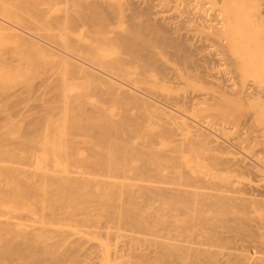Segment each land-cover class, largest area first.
<instances>
[{"label": "bare ground", "instance_id": "6f19581e", "mask_svg": "<svg viewBox=\"0 0 264 264\" xmlns=\"http://www.w3.org/2000/svg\"><path fill=\"white\" fill-rule=\"evenodd\" d=\"M99 1H96L97 3L92 2L91 4L89 2V4L81 2L82 4L80 5L79 2V6L74 2L77 5V7L74 8H77L78 11L73 8L71 9L72 6H68L69 8H66L68 13L65 10L68 15L64 14L66 15L65 18L70 16L69 14L72 12L73 15L71 14V16L73 19L70 18L68 21L71 19L74 21L79 18L78 20L81 19L87 23L90 22L92 25L95 24V26L99 25L100 27H104L107 23H110V8H107L106 6L110 4L106 3L105 5V2L101 4ZM114 4L111 6L116 8ZM127 4V7L129 6V9L132 11H130L131 15L133 13L134 17L128 15L131 17L128 22L129 26L127 25L128 28L126 30H123V28L122 32L118 31L119 33L115 34V38L119 42V48H121L122 45L124 48L122 51L125 50L127 55L122 57H126L125 59L127 60L120 58L118 59V62L116 61V63L115 61L111 62L113 66L116 64L115 67L111 66L113 70H108L106 68H104L105 70L98 69L103 66L102 64L99 65L100 62L98 65L101 67L98 66V68H96L94 64L88 63V60L93 57V55H91L94 52L93 50H91L92 53L90 51L91 54H89V56L91 55L92 57L87 59L86 62L83 61L84 58L81 60L78 59L80 57L77 58L76 55H73L76 54L74 53L76 50L68 53L67 51H64L65 49L62 50L64 48L63 45L61 46L62 48H60V44L52 47V44L49 45L48 42H43V44L42 42L39 43V41L36 42L37 39L35 41V37L32 36V34L30 35L32 37H30L28 33H26V30H20L21 27L18 29L17 26L12 24L10 21H5V19V22H0V29L5 31V33H13L12 35H15V38H18V40L24 43L26 42L27 44H31L32 46L30 45L29 47L25 44L28 49L30 47H34L39 51H49V53L51 52L55 55L52 57H61V61L64 59L63 64L65 62L67 66L70 65V67H72L71 71L72 69L74 70L73 73L71 72L72 74L75 75V72H77L81 74L82 77H88L87 79L94 82L93 85L96 84L94 87L95 91H93L95 93L97 92L99 94L98 96L104 98V101L112 99V101L116 100L117 102V100L121 101L124 98L126 99L125 102H128V104L141 103V100L143 99L136 95L133 89H129L124 85L119 84V82L117 83V76L122 77L119 76L121 74L119 72L124 70V67L122 69L121 67L123 65L126 67V65H128L127 62L132 59V62L135 61V63H138L137 66H134L136 69H139L137 74L142 75L149 68L151 70L152 68H155V70L157 69L159 73L167 77L166 75H168L171 70L173 72V66H169L168 61V64L164 62V60L161 59L162 56H157L156 52L158 51H155V47L157 48V46H161V48H164V50L169 52V54L174 58L176 53V55L182 54L183 51H181V53L178 51L181 49L183 50L184 48L185 52H189V54L187 53L188 55L191 54L187 58L186 55H182L183 58H186L184 60L187 62L192 61L191 57L194 54H192L194 49L191 48L192 44L190 43L189 47L192 52L190 53L191 50L188 48L187 50L189 51H186V47H184L185 45L181 42V39H183L184 36L179 38L178 36L180 35L177 34V36L175 34V12L173 14L174 16L172 14H169V16L168 13H166L167 11H164L167 14L164 15L161 13L162 7H159L161 10H158L157 7L159 5H155L154 0H129ZM167 7L168 8L165 9H170L169 6ZM247 7L250 8L249 6ZM253 7L254 6H252V9H254ZM113 8L111 9L113 10ZM249 10L251 11V9ZM73 11L78 13V17L75 16L76 13ZM110 13L112 14V12ZM139 15H143L144 17L139 18ZM82 26L81 28H83ZM101 30L104 29L102 28L100 31ZM100 31H98V34H100ZM182 35L183 34H181V36ZM63 36L61 35V37ZM64 38L61 40L64 41ZM110 38L113 37L111 36ZM186 40L187 37H185L184 41ZM23 45L24 44H22V48ZM64 45L66 46V44ZM175 46L179 47V50H175ZM74 49L75 48H73V50ZM87 51H89V49ZM79 52L77 51V53ZM185 52L183 54H186ZM99 55L101 56V54ZM182 56L180 57L182 58ZM96 57H98V55ZM113 58L115 59V57ZM15 59L16 58H14V61ZM192 59H194V57ZM60 60H58V62H60ZM107 61H105V63ZM131 61L129 63H131ZM91 62H93V60ZM60 63L62 64V62ZM114 69L117 70V72ZM48 70L50 69L48 68ZM128 70H130L129 67ZM56 73H54V75H57ZM58 74L59 75L57 76L66 78V76L62 77L60 73ZM146 74L144 73L143 75L145 76ZM70 75L67 76L68 79L66 78L65 80H69V82H71L69 79ZM49 76L47 75V77ZM168 76V78L171 77V75ZM78 78L81 79L80 77ZM140 78L138 80H140ZM53 79L54 80L51 79V82L55 81L58 83L57 80L60 78L58 79L53 77ZM174 79L175 78L172 80ZM74 81L73 84L71 82L70 84H67L65 88L62 87L66 90L65 93L68 97L75 95L73 92L80 88L76 86V83L74 84ZM64 82L66 83V81ZM60 83L62 84V82ZM86 84H89V81ZM86 84L83 85L85 86ZM131 84L128 87H131ZM52 85H55V83L53 82ZM61 86H63V84ZM47 88L51 89L49 86ZM54 88L56 89V87ZM52 90L54 89L52 88ZM60 91L63 90L61 89ZM81 92L83 91L81 90ZM78 93L79 92H77L76 95H78ZM61 94H64V92H61ZM120 95L122 96V99L119 98ZM77 97L78 96L74 98ZM82 97L83 96L79 97L81 101ZM69 99L67 98L68 101ZM84 99V102L82 101L83 104L79 101L80 103H78V107L80 111H78L80 113H85V115H75V118L77 116L78 119H82L78 122L75 119L77 122H75V128L83 131L84 137L81 136V138H85L88 145L91 144L92 146H98V151H100L99 154H101L98 155L99 158L97 157L96 160L92 159L90 163L87 162V164H83V166L89 164L88 167L91 165V168H93V171L92 169L89 171V173L91 172V177H88L90 174H85V167L82 168L84 171H81L80 167V171H72L70 168L72 165L70 166L69 164L73 162L69 163L68 157H72L74 155L72 154L74 152L72 146L69 148V146L64 144L61 149L56 151L57 153H54L56 156L59 155L58 158L54 156L50 158L49 156L53 155V152H51L52 154L50 155L49 151L55 149H53L54 147L49 148V146H46L50 150L46 148L41 151L42 158L35 160L33 156H30L33 153L31 148L35 145L34 143H31V141H29L30 143H28V141L26 143L33 145L29 146L25 143L26 146L29 147L26 148L25 146H22V148L24 147L23 150L22 148L17 147V149L12 150H8L6 148L8 151H4L5 148H1L3 141L0 138V148L2 149H0V264H264V230L263 232L257 231V228L260 226V222H255L251 219L248 212V206L257 202V199L253 197V190L250 189V186H245L242 189L236 188L231 190L227 186L229 183L228 179L222 178L221 183H223L222 186L224 190H219V192L198 190V188L203 187V183L209 182V178L214 175L204 172L194 177L185 172H188L187 168L186 170L184 169L185 171H179L176 173L175 168L179 165L177 167L175 166V156H170L172 154L167 155L169 152L175 151V149L169 151L167 154H163L165 150L161 153L156 150H154V152L148 148L153 142L147 144L149 142L147 140V143H144L143 146V142L140 147L138 143V146L133 145L132 147L135 148L133 149L129 142L134 136L136 137L135 133L138 132L141 122H138L139 125L136 124L138 119L133 122V118L130 119L131 117L129 113H125V110L122 111L124 115L120 116L119 114H116V116L119 115V118H115L113 115L109 118L108 115L100 114L102 113V108L98 106V104H96V107H100L101 110H98L100 112L96 111L98 113L97 116H95V118L89 116L92 113V115L95 114V111L93 112V110H97V108L94 106L95 109H91L92 113L89 111L90 114H87V117L86 113L88 110L86 112L85 108L82 107V105L86 103V100ZM86 99L88 100V98ZM101 99L98 102H101ZM166 99L168 100L169 105L171 104V106H175V94L170 96L167 95ZM192 99L193 101L195 100L193 97ZM192 99L190 98V100ZM70 100H72V97ZM89 101L90 100H88V102ZM104 101L102 103H104ZM193 101L190 102L192 103ZM125 105H127V103ZM135 105L137 104H134V106ZM147 105H151V103L144 106ZM89 107H91V105H89ZM82 108L85 110H83L84 112L82 111ZM77 109H75L76 111H74V109L72 110L77 113ZM162 109L163 108H161L160 111ZM162 111V114L164 113V118L161 117L163 122L159 129H157L158 131H156L158 134L162 133L164 136H171L175 133V128L177 127L175 126V124H177L175 121L181 122V118L170 110ZM103 112H106L107 114V111ZM99 114L103 115L101 116L102 118ZM98 115L100 119H104L103 122L98 119ZM83 117L85 119H83ZM177 117L180 119L179 121ZM92 118L94 119L92 120ZM96 118L99 120H96L98 123H94ZM135 118H137V116H135ZM140 118L139 120H141ZM143 118L145 117H142V119ZM35 119L37 122L41 120L40 118V120H38L36 117L31 119L29 124L34 123ZM65 119L68 120L69 118ZM86 119H90V121L88 122ZM47 120L45 119V121ZM83 120L87 121L89 124L86 125V122ZM45 121L42 120L40 123L42 124V122ZM80 121H82V123ZM131 121L132 123H130ZM37 122H35L34 126L31 125V128L34 131L35 129H37L36 131L42 130L41 127L38 126L40 123ZM75 123L73 125H75ZM29 124L27 123V125ZM49 124L50 122H48L47 125ZM77 124L79 126H77ZM82 124L84 126H82ZM121 129H129V132L118 133L117 131ZM46 130L43 131H46L45 133H48V136L51 134H57L55 136H58L57 139L59 138V140H65L68 134H70L66 124L59 126L53 124V126L49 128L46 127ZM195 130L196 133L192 134L193 137L188 138V143L195 144L201 142L202 140H209L210 137L206 132L199 128H196ZM26 133L29 135L30 130ZM47 135L45 134V136ZM152 135L154 136V134ZM167 137L168 136L161 138L166 139ZM150 138L151 140H154L152 137ZM155 138L159 137L156 135ZM168 138L171 139L172 137ZM132 142L133 141H131V144ZM25 144L23 143L22 145ZM154 144H156L155 141L153 145ZM35 148L36 147H34V149ZM101 149L103 150L101 151ZM36 150L38 151V149H35L34 151ZM47 153L49 155H47ZM95 153H97V151ZM41 155L40 153L38 154L39 157ZM131 155L133 157L138 156L136 159L139 162L134 166L131 164L132 167L130 169L135 172L133 173L134 176H130L132 174L130 172L131 174L128 173L126 175V178L128 179V175L130 174V181L127 179V181H121L125 178H122V176L125 175L124 173L128 172L126 170L128 168L126 164L128 162V158L131 159ZM70 159L72 160L73 158ZM85 159L88 160L89 158L85 157ZM136 159L134 158L133 161ZM130 161L132 163V159ZM167 162H171V166H173V168L170 167L171 170L169 169L168 173L167 169L165 170L166 173H162V166ZM165 168H167V166ZM95 169L104 171L102 172L103 175L97 177V174H99L100 171H97L96 173V171H94ZM105 171L106 174H104ZM109 172H111V174H109ZM145 176L148 178L157 176L159 179L157 180L158 182L156 181L154 183L153 181L157 178H153L154 180H151L152 183L149 182V179H146L149 183H144L143 181L138 182L142 179V177V180H144ZM134 177L138 178V181L135 180L137 182L133 181ZM261 203L264 205L263 201Z\"/></svg>", "mask_w": 264, "mask_h": 264}, {"label": "rangeland", "instance_id": "374dc122", "mask_svg": "<svg viewBox=\"0 0 264 264\" xmlns=\"http://www.w3.org/2000/svg\"><path fill=\"white\" fill-rule=\"evenodd\" d=\"M96 1L98 2L99 0H0V22L10 21L12 24L17 26L18 29L21 27L20 30H26V33H28L29 36L32 34V36L35 37H33L34 40L36 41L37 39L36 42L39 41V43L42 42V44L43 42H48L49 45L52 44V47L60 44V48H62L61 46L63 45L64 48L62 50L65 49L64 51H67L68 53L74 52L76 50L74 52L76 54L73 55H76L77 58L80 57L78 59L81 60L84 58L83 61L87 62V59H90L92 57L91 55H93L94 58L92 57L90 60H88V63L94 64L96 68H98V66L102 64L103 66H99L101 68L98 69L105 70L104 68H106L110 70L112 69L111 66H113L111 62L115 61L116 63V61H119L118 59L126 58L122 56H127L125 50L122 51L124 49L122 45L121 48H119V42L116 40L115 34L126 30L129 26L128 22L131 19L130 16H134L133 13L131 15L132 11L129 9V6L127 7V3L129 0H100L99 2H101V4L104 2L105 5L106 3L110 4L106 5L107 8H113L111 5L114 3V5L116 6V8H113V10L109 9V15H111L113 18L110 16V23H107L104 27L101 26L104 30L100 31V29L102 28L99 25H92L90 24V22L87 23L81 19L78 20L79 18L72 21L73 18L71 16V11V14H69L70 16L65 18L66 15L64 14L68 13V10H66V8L68 9L72 6L71 9L73 8L74 10L78 11L77 8L75 9L74 7H77L79 2L80 5L82 4L81 2L91 4L92 2L94 3ZM154 2L155 5H159L157 9H162V12H160L164 15L166 13H168V15H173L175 12V34H179L180 36L181 34H183L181 37L178 35L177 36L179 38H182L184 36V38L181 39V42L185 45L184 47H186V51H189L187 50V48L190 50L191 48L194 49L193 52L192 50L190 51V53H194V56L192 55L191 57L192 61H190V59L188 58L190 62H187L184 59L189 57L191 54L188 55L189 52H185L183 47V50L181 48V50H179V47L175 46V50L178 49V52L181 53V51H183L180 55H176V53L175 58L172 57L169 52L164 50V48H161V46H157V48L155 47V51H158L156 52L157 56H162L161 59L164 60V62L167 63L168 61L169 64H167L171 67L173 66V72L171 70V72L168 74L171 75L170 78H168V75H166L167 77H165V75L159 73V71L157 69L155 70V68H152V70L149 68V71H146L147 74L146 72H144L146 74L145 76L143 75L144 73L142 75L137 74V72H139V69H136V67L134 66H137L138 63H135V61L132 62V59V61L130 60L131 63H129L130 61L127 62L128 65H126V67L125 65H123L121 69L124 67V70H121L119 72L122 75H119L118 73V75L122 77L117 76V83L119 82V84L124 85L129 89H133L134 93L140 96L141 99H143L141 100V103L128 104V102H125L126 99L124 98L121 101L117 100V102L116 100L112 101V99L104 101V98L98 96L99 94L97 92H94V87L96 84L93 85L94 82L90 81V79H87L88 77H82L81 74L77 72H75V75L72 74L74 70L72 69L71 71L72 67H70V65L67 66L65 62L63 64L64 59H62L61 61V57H52L54 54H52L51 52L49 53V51H39L34 47H30L28 49L31 44H27L26 42L24 43L18 40V38H15L16 36L12 35L13 33L11 34L9 32H6V34L5 31L0 29V31L3 32H0V138L3 141V145L1 144V148H5L4 151H8L9 149H17V147L22 148V146L28 148L31 145H29L28 143H30L29 141H31V143L35 144L34 147H36L35 149H38V151L36 150V152L34 151V147H30L31 151H33L30 156H33V158L37 160L38 158H42L41 151L48 148L46 146H49V148L54 147L53 149H55L50 150L48 148V150H50V155L52 154L51 152H53V155L49 156L50 158L53 156L58 158L59 155L57 154L58 156H56L54 153H57L56 151L61 149L64 144L69 146V148L70 146H72L74 149V152L72 154L74 155L72 157H69L73 159L71 160L68 157V159L70 160H68V162H73L69 164L70 166L72 165L70 168L72 169V171L85 170V174H90L88 175V177H91L92 175L91 172L89 173V171L91 169L93 171V168H91V165L90 167H88L89 164L86 166H83V164H87V162L90 163L92 159L96 160L97 157L99 158L98 155L101 154H99L100 151H98L99 147H96V145L92 146L91 144V146L88 145V143H86L87 141H85V138H83V131L75 128L76 123L79 120H82L78 119L77 116H82L83 114L85 115V113L79 112L80 110L78 107V103L81 102L83 104V99L85 98L84 100H86V103H84V105H81L83 108H85L86 112L88 110V112L90 111L91 113V109H95V107L97 106L96 104H98V106H100L102 110L100 107H96L97 110H93V112L95 111V114L92 115V113L91 115H89L90 117L92 116L94 118L95 116H97L98 113L96 111L98 110H101L102 113L100 114L108 115L109 118L112 117V115L113 117L115 116V118H119V115H124L122 111L125 110V113H129L131 117L130 119L133 118V122L137 119L138 120L136 121V124L139 125L138 122H141L138 132L135 133L136 137L134 136L131 139V141H133L132 144L131 141L129 142L131 147L133 145H139L140 147L142 142L143 146V144H146L147 141H149L147 144H150L152 142L154 143L155 141V146L153 145V143L151 144L152 146H147L152 151L156 150L157 152L161 153L165 150L163 154H167L169 151L175 149V151L169 152V154L167 155L172 154L170 156H175V166H180L175 168L176 173L179 171H185L187 168L188 172H185L194 177L204 172H208L209 174L214 175L213 177L209 178V182L203 183V187L198 188V190H207L209 192H219V190H224L222 186L223 183H221L222 178L228 179L229 183L227 184V186L231 190L236 188L242 189L245 186H250V189L253 190V197L257 199V202L253 205L248 206V212L251 219H253L255 222L262 223H259L260 226L259 228H257V231L263 232L264 205L261 202H264V0H154ZM167 6H169V8L172 10L165 9L168 8ZM247 6H249L250 8H248ZM252 6H254V9H252ZM159 7L162 8L160 9ZM249 9H251L252 12ZM65 10L67 13L65 12ZM164 11L167 12L165 13ZM110 12H112V14ZM74 13H76L75 16L78 17V13ZM143 17V15H139V18ZM70 18L72 19L68 21V19ZM70 25L72 28L70 27ZM81 26L83 28H81ZM105 29L108 31H106ZM98 31H100V34H98ZM61 35L64 36L61 37ZM111 36L113 38H110ZM185 37H187L186 41L189 42L184 41ZM62 38H64V41L61 40ZM190 43L192 44L191 48L189 47ZM22 44H24L23 48ZM25 44H27L28 47H26ZM64 44H66V46ZM79 46L82 48H80ZM73 48L75 49L73 50ZM87 48L89 49V51H87ZM9 50L12 52H10ZM91 50L94 51V54ZM77 51L80 52L77 53ZM90 51L92 54L90 53ZM44 52L48 53L46 54ZM184 52L186 54H183ZM80 53L83 55H81ZM98 53L101 54V56L104 58H102ZM89 54L91 55L89 56ZM97 55L98 57H96ZM182 55H186V58H183ZM180 56H182V58ZM113 57H115V59ZM193 57L194 59H192ZM14 58H16L15 61ZM105 59H107L108 61ZM58 60H60L62 64L58 62ZM92 60L93 62H91ZM105 61L107 62L105 63ZM115 65L113 67H115ZM57 66L60 67L58 68ZM128 67L130 70H128ZM48 68L50 70H48ZM68 68L70 69V71ZM55 69L57 70L54 71ZM115 71L117 72V70ZM126 71L129 73H127ZM54 73H56L57 75H59L58 73H60L62 77L66 76V78L71 74L69 79L72 84L75 80L74 84L76 83L77 87H82L81 89L78 88L73 93L76 95L77 92H79L76 96H78V99L79 97L83 96L81 98L83 102L80 99V102H77L78 99L74 98L76 97L75 95L68 97V95L65 93L66 90L63 88H65V86L67 84H70L71 82H69V80H65L66 78H61L60 76L54 75ZM47 75L50 76L47 77ZM77 75L78 77L82 78L79 79ZM53 77H56L58 79L60 78L59 80H57L59 84L53 81L55 85H52L53 82H51V79H55H53ZM138 77H141L140 80H138ZM171 78L175 79L172 80ZM59 81L62 82L63 86H61L62 84ZM64 81H66V83ZM88 81L89 84H86ZM129 83H132L131 87H128L130 86ZM83 84L86 85L84 86ZM47 85L51 87V89L47 88ZM54 87H56L57 90ZM52 88L54 90H52ZM61 89L63 91H60ZM81 90L83 92H81ZM61 92H64L65 95L61 94ZM166 94L169 96L175 94V106L172 105V107L171 104L169 105V102L166 99ZM71 97L72 100H70ZM121 97L122 96L120 95L119 98L122 99ZM192 97L195 98L194 101ZM67 98H70L69 101L67 100ZM86 98H88V100L90 101L88 102ZM190 98L192 100H190ZM100 99L101 102H98L100 101ZM102 100L104 101V103H102ZM166 101L168 102V104ZM190 101L193 102L191 103ZM126 103L127 105H125ZM148 103H151V105L144 106ZM134 104L137 105L134 106ZM89 105H91V107H89ZM48 106L52 107L49 108ZM83 108L82 111L84 110ZM161 108H163L162 110L164 111L170 110L175 115L181 118L180 122V119L177 117L179 122L175 121V123H177L175 124V126L177 127L175 128V133H173V135L171 136H164L162 133L158 134L157 132V129H159L160 125L163 122V119L161 117L164 118V113L162 114L163 111H160ZM72 109H74V111H76L75 109L79 111L76 113L73 112ZM103 111H107V114ZM88 112L86 113V115L90 114V112ZM76 114L77 116L75 118ZM116 114L119 115L116 116ZM99 115L98 119L100 121L102 120L103 122L104 119H100ZM101 116L103 115H100V117ZM135 116H137V118H135ZM36 117L38 118V120L41 119L39 122H37L35 119V122L37 123H40L42 120L45 121V119L48 120L42 122L43 125L40 123L42 126L38 124V126H40L42 130L36 131L37 129H35V132L31 128V125L34 126L35 122L32 124L29 123L31 119H34ZM84 117L87 118L88 115L87 117ZM84 117L83 119H85ZM138 117H141V120H139ZM142 117L145 118L142 119ZM65 118L69 119L67 120ZM94 118H92V120ZM73 119H76L77 122ZM98 119L96 118L94 123H98ZM87 121L89 122L90 119H88ZM87 121H84L86 122V125L89 124L87 123ZM48 122H50L49 125H47ZM73 122H76L75 125H73ZM80 122L82 123V121ZM27 123L29 125H27ZM130 123H132V121ZM53 124L58 126L66 124L68 126L70 134H68L65 140H59V138L57 139L58 136H55L57 134H51L50 136H48L49 134L45 133L47 131L46 127L49 128L53 126ZM79 125L77 124V126ZM82 126L84 125L82 124ZM196 128H199L206 132L210 137V141L208 140V142L207 140H202L201 142L195 144L188 143V138L193 137L192 134L196 133ZM28 130H30L29 135H27L26 133L28 132ZM117 132L128 133L129 129H121ZM45 134L48 135L45 136ZM152 134H154V136ZM161 134V137L163 138H165L166 136L172 138L169 139L167 137L168 139H162L160 137ZM156 135L159 138H155ZM44 136L46 137V139ZM81 136L83 137L81 138ZM150 137H152L154 140H151ZM27 141L28 143H26ZM21 143H26L29 146H26V144L22 145ZM6 148L8 150H6ZM23 149L24 147L22 148V150ZM102 150L103 149H101V151ZM96 151L97 153H95ZM39 153L41 155L40 157L38 156ZM49 154L47 153V155ZM85 157L89 159L87 160L85 159ZM136 157L138 158V156L131 157L132 163L130 161L131 159L128 158L126 166H128L129 169L132 167L131 164H133L134 166L135 164L139 163ZM134 158L136 159L135 161H133ZM167 163L163 164L164 168L166 166L167 168L164 169L162 166V173H166V169L168 173V170H171V168H173V166H171V162ZM82 168H84V170ZM128 168L126 169L128 172L124 173L125 175L122 174V178L125 177L124 180L118 178L119 180L130 181L129 177L134 176L133 173L135 172H133V170L131 169L129 170ZM94 171H96L97 173V171H100V169H95ZM106 171L104 174H106ZM102 172L104 171H100V173L97 174L98 176H96H102ZM128 173H130L131 175L129 174L130 176L128 175L127 179L126 175ZM109 174H111V172H109ZM153 178H157V176L150 178L145 176L144 180L141 179L139 181L137 180L138 178L134 177L133 181L137 180L138 182L143 181L144 183H152L151 180H154ZM146 179H149L150 181L148 182ZM158 179L159 178L154 180L153 183Z\"/></svg>", "mask_w": 264, "mask_h": 264}]
</instances>
